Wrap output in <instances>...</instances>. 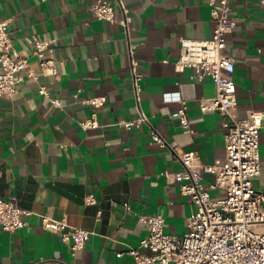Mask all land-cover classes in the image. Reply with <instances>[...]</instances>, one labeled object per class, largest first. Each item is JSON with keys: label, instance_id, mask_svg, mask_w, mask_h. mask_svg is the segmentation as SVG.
Wrapping results in <instances>:
<instances>
[{"label": "crops", "instance_id": "1", "mask_svg": "<svg viewBox=\"0 0 264 264\" xmlns=\"http://www.w3.org/2000/svg\"><path fill=\"white\" fill-rule=\"evenodd\" d=\"M95 1L0 0V21H10L14 51L28 56L35 40H52L58 70L54 76L31 58L37 79L24 76L12 98H0V198L32 212L23 229L0 227V264H133L128 251L149 235L140 216H162L166 233L182 237L194 209L180 185L164 175L182 171V164L168 147L153 143L152 132L180 151L196 152L204 165L226 157L225 118L200 109L202 99L216 95L213 81H196L192 69L175 70L181 39L213 35L209 0H123L128 33L99 20L90 10ZM231 16L237 24L226 53L235 61L236 116L245 120L250 112L264 113V11L260 0H233ZM40 85L62 106L39 95ZM94 96L108 101L98 110L99 128L85 130L79 122L94 108L82 100ZM183 101L193 133L171 119ZM142 113L149 124L120 126ZM260 155L253 186L264 192V122ZM214 181L204 172L206 185ZM210 193L225 197L219 189ZM89 196L95 205L86 204ZM43 217L89 231L85 248L74 256L59 234L43 229Z\"/></svg>", "mask_w": 264, "mask_h": 264}, {"label": "built area", "instance_id": "2", "mask_svg": "<svg viewBox=\"0 0 264 264\" xmlns=\"http://www.w3.org/2000/svg\"><path fill=\"white\" fill-rule=\"evenodd\" d=\"M233 0H209L211 16L215 23L213 35L209 40L181 39V52L175 63V70L183 73L192 69V76L202 82L210 78L216 95L202 99L200 109L204 113L222 115L227 129L226 157L213 165H204L194 151H180L156 130L152 132L153 143L172 150L183 170L164 175L180 185L181 193L191 198L193 212L188 220L189 231L182 237L165 231L162 216H140L139 221L148 226V237L141 240L138 248L130 249L133 264H264V192L253 186L255 178L261 174L260 131L263 127L264 113L250 112L245 120L236 116L237 87L234 81L235 61L226 53L227 36L237 24L231 16ZM117 3L125 17L116 16ZM264 11V0H260ZM99 19L118 23L129 32V19L123 0H96L90 6ZM10 21H0V98H12L23 82L24 76L37 79V73L30 64L35 58L41 70H51L54 76L58 70L53 60L54 41L33 42V50L28 56L14 51L9 29ZM137 63H135V66ZM139 75H135L136 90L140 92ZM39 95L61 107V100L52 98L49 87L40 85ZM78 97V96H77ZM106 96H94L82 100L94 108L91 117L80 121L85 130L99 128L98 110L103 108ZM188 104L175 112L171 119L176 127L186 133H193L188 116ZM149 124V118L142 113L135 121H122L120 126L126 130ZM204 172L215 176V181L206 185ZM222 190L225 197L214 199L211 190ZM95 197L86 198L87 205H95ZM32 212L19 207L15 199L0 198V227L4 231L15 232L28 226L27 219ZM42 227L46 231L59 234L68 243L72 254L83 250L91 233L80 228H72L66 219L55 220L43 217ZM143 251H147L144 253Z\"/></svg>", "mask_w": 264, "mask_h": 264}]
</instances>
